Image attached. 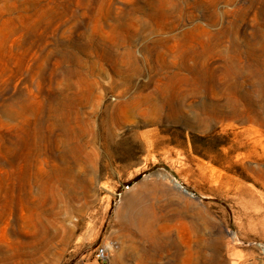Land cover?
Listing matches in <instances>:
<instances>
[{"label":"rangeland","instance_id":"1","mask_svg":"<svg viewBox=\"0 0 264 264\" xmlns=\"http://www.w3.org/2000/svg\"><path fill=\"white\" fill-rule=\"evenodd\" d=\"M263 152L264 0H0V264H264Z\"/></svg>","mask_w":264,"mask_h":264},{"label":"bare ground","instance_id":"2","mask_svg":"<svg viewBox=\"0 0 264 264\" xmlns=\"http://www.w3.org/2000/svg\"><path fill=\"white\" fill-rule=\"evenodd\" d=\"M160 47L166 48V50L163 51L160 49ZM146 50L148 53H150L153 50V52H155L156 57L160 60L165 59L166 51H168V53H170V54H175V52H176L174 49H171L167 45L160 46L159 44L158 45L157 44L149 45V46H147ZM194 52H196V51L190 50V52L187 53V57L192 56V54ZM128 54L131 56L132 52L129 51ZM165 62H166V60H165ZM174 78H175V76L172 75V76L168 77V80L164 81L161 84V86L159 87V90L161 91L160 93L153 92L150 94H140L138 96L131 98V100H129V102L128 101L125 102L126 104L124 105V112L126 114L127 113H130V114L142 113L143 115H145L143 112V110H145V108H142V106L143 105H149L148 106L149 111L153 112V113H160L163 111H168L170 113H176V114L180 113L181 114L183 111V105L178 101L177 96H175L173 94H169L170 91L175 90L176 86H177L176 84H175L176 86H173ZM159 95H161V97H159ZM149 118H151V120L154 119V118L150 117L149 115H147L148 120H149ZM183 118H184V122L186 124H188V119L187 118L185 119V117H183ZM147 119H146V121H147ZM253 142L257 144L260 142V140L255 137V138H253ZM43 162H47V161L46 160H39V163H40V165L38 167L39 171L37 173H35L34 180L36 181L37 184H41V189L45 192V191H48V187H47V183L45 182V179H44L46 177L44 176V174L41 171L42 169H44L43 165L41 164ZM146 168H148V165H143V166H139V167L135 168L131 173H129L127 178L134 177L136 174H138L139 172H141L142 170H144ZM165 175L167 176L166 178L170 177L169 174H165ZM148 176H149V174L145 175L143 177L142 181H140L139 183L137 182L129 188L126 187L127 192L122 197L124 204H123L121 223L120 224H121V229L125 230L126 233H129L133 227H137V228L143 229L145 231L151 230L148 223H147V225L143 223L145 221H143V219H142L141 209L139 206V199H140L141 194L144 191L143 186H145L144 183H145V180L147 179ZM171 180L173 181L175 187L180 189L185 194H187L191 197H194V195L187 188H185L180 181H177L175 178H172V177H171ZM10 192H11L10 189H6L7 195L10 194ZM152 233L157 234L156 231H153Z\"/></svg>","mask_w":264,"mask_h":264},{"label":"built area","instance_id":"3","mask_svg":"<svg viewBox=\"0 0 264 264\" xmlns=\"http://www.w3.org/2000/svg\"><path fill=\"white\" fill-rule=\"evenodd\" d=\"M96 257L97 259H101V260L105 259L106 257L105 248L98 249L96 252Z\"/></svg>","mask_w":264,"mask_h":264}]
</instances>
